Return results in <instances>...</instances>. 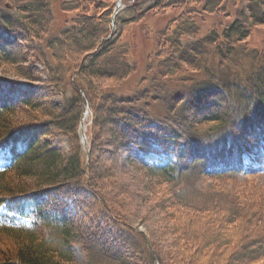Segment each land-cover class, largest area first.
I'll return each mask as SVG.
<instances>
[{"label": "rangeland", "instance_id": "1", "mask_svg": "<svg viewBox=\"0 0 264 264\" xmlns=\"http://www.w3.org/2000/svg\"><path fill=\"white\" fill-rule=\"evenodd\" d=\"M28 1L0 0V52L13 57V63L0 60V105L13 102L14 127L37 126L41 139L36 147L47 142L66 160L76 152L78 87L91 98L96 111L91 177L99 196L91 194L93 189L83 188L79 174L71 182L72 196L41 187L48 194V203L71 204L70 210L78 213L76 232L102 235L106 243L122 250L127 264H146L140 232L162 264H264V255L259 253L264 244L254 240L257 233H264V216L258 215L264 209V161L253 170L255 174L246 172L238 180L199 174L164 181L136 167L114 123L115 107L143 110L142 106L146 116L150 115L151 126L165 123L179 133H206L211 127L207 117L216 107L226 108L223 94L229 90H221L210 102L206 95L198 99L194 85L208 82L209 73L237 75L245 81L264 70V63L260 64L264 62V24L251 26L249 36L234 46L210 45L207 35L217 32L222 37V29L239 9L238 1L228 0L209 10L214 5L206 8L207 0H150L123 14L112 41L88 57L107 32L111 0H47L49 19L41 22L46 29L40 37L29 32ZM150 4L153 6L148 8ZM84 21L91 25L88 32L77 33L76 41L67 39L66 31L73 27L86 29ZM90 71L97 76H88ZM21 99L36 105L37 111L29 112ZM89 108L84 102L83 125L78 129L83 152L89 143ZM252 132L243 134L240 141L253 143L256 134ZM151 150L144 156L145 163L166 158L156 144ZM8 156L7 149L0 150V169ZM192 163L191 159L187 165ZM7 175L14 178L12 173ZM25 182L33 185L28 179ZM66 184L60 185V191H65ZM33 203L25 202L29 214ZM2 230L0 253H10L13 237ZM48 234L54 246L58 234ZM116 236L119 243L112 240ZM70 251L73 264L85 263L80 243L73 242ZM249 251L252 254L246 258Z\"/></svg>", "mask_w": 264, "mask_h": 264}, {"label": "trees", "instance_id": "2", "mask_svg": "<svg viewBox=\"0 0 264 264\" xmlns=\"http://www.w3.org/2000/svg\"><path fill=\"white\" fill-rule=\"evenodd\" d=\"M115 1H110L107 32L98 38L95 45L89 50L92 53L88 57L95 56L105 44L112 41L119 30V20L123 14L133 12L141 5H146L150 0H121L122 7L114 14ZM207 1L206 8H209L208 5L211 3L214 7L209 10H212L228 0ZM236 1H238L239 9L237 12L234 10L233 20L222 29V37L220 38L217 32L207 35V43L210 45L224 44L226 46L225 43H227L234 46L235 42H240L249 36L251 26L264 24V0ZM244 2L243 6L241 3ZM155 4L153 3V5ZM48 5L47 0H29L27 2L25 12L31 19L33 27L29 30L31 34L40 37L42 32H45L46 24L42 25L41 22H46L49 19ZM153 5L147 6L150 8ZM84 22L85 30L84 27L82 29L73 27L68 33L66 31V38L76 41L77 33L79 35L85 31L87 33L91 25L87 21ZM220 39L221 42H219ZM0 53L2 56L0 60L13 63V57H6L5 52ZM80 60L83 64L82 58ZM263 63L260 62V64ZM90 72L88 76H97L95 71ZM18 75L31 78L20 71H18ZM216 75V72L209 73L210 80L208 82L201 81L194 85V91L198 90L195 93L199 96L198 99L202 95H206L210 100L217 93L220 96L221 90L225 91V88L229 90L223 94L226 98L224 101L226 108L216 107L217 110L213 109L214 114L207 117L211 122V127L209 126L210 129L204 134L200 132L201 136H195L184 130L179 133L177 129L167 127L165 123L161 125L162 127L158 126V123L151 126L150 115L146 116L142 106L143 110L140 107L139 109L115 107L117 110L114 123L124 140L126 150H129L131 156L134 157L136 167L150 175H158L164 181L176 180V178L185 175L199 174H206L213 178L227 177L238 180L246 172L253 175L256 173L253 170L262 167L261 163L264 161V70H258L255 76L247 77L245 81L238 78L237 75H225L224 77ZM76 93L78 99V114L74 126L76 152L67 160L58 151L51 148L47 142H42L43 147L40 149L36 147L41 139L37 126L19 125L14 127L15 124L11 120L12 109H15L13 102L0 105V150L7 149V154H9L6 158V166L0 169V230L3 229L2 231H6V234H11L13 237L9 245L12 249L10 253H0V264H73L70 251L73 242L80 243L84 250L86 258L84 264H127L122 258L124 256L122 250L117 245L106 243L105 239L101 237L102 235L77 233L74 226L77 211L70 210L71 204L68 203L64 205H58L56 202L48 203V194L46 191H42L43 188L55 189L62 192L64 196L71 195V182L81 174L83 188L88 192L93 189L91 192L94 193H90L99 196L91 177V153L95 141L96 111L93 101L85 95L81 87H78ZM21 100L24 106L29 107V112L37 111L36 105H31L28 100ZM213 100L211 99L210 102ZM86 101L90 107L91 123L88 131V149L86 148V151L83 152L78 140V129ZM125 114L127 116H124ZM130 115L131 118H129ZM251 132L256 134L252 138L253 143L250 141L247 143L246 140L245 142L240 141L243 134L247 135L248 133L249 135ZM153 143L159 147L158 152L165 153L166 158H159L154 160L155 162L147 164L144 162V156L152 152ZM19 144H22L21 149H18ZM196 153H198L197 157ZM191 159L193 163L187 165ZM8 173H12L14 178L10 179ZM27 179L32 182V186L25 182ZM66 183H70V185ZM63 184H66V189L60 191V185ZM48 187L50 188L48 189ZM66 198L70 202V199ZM27 200L34 202V210L30 214L25 211ZM50 204L52 207L49 206ZM47 206L50 207L49 210L46 209ZM258 215L263 217L264 209L262 212L259 211ZM27 221L30 222L29 226ZM48 233L58 234L54 246L51 244L52 239H49ZM138 234L141 235L140 240L145 249L143 254H145L146 264H162L158 253L149 250V245L147 246L149 240H146L141 232ZM101 238L103 239L100 241ZM112 240L120 242L118 236ZM254 240L264 244V233H257ZM151 244L154 247L153 242ZM104 252L107 254H103ZM259 253L264 255V250L259 249ZM250 254H252L250 251L247 252L246 258Z\"/></svg>", "mask_w": 264, "mask_h": 264}, {"label": "bare ground", "instance_id": "3", "mask_svg": "<svg viewBox=\"0 0 264 264\" xmlns=\"http://www.w3.org/2000/svg\"><path fill=\"white\" fill-rule=\"evenodd\" d=\"M116 5H118V3H116ZM193 232V231H192ZM195 232V231H194Z\"/></svg>", "mask_w": 264, "mask_h": 264}]
</instances>
